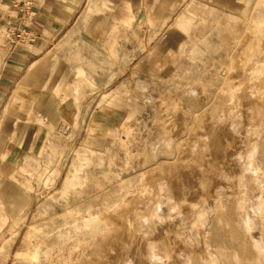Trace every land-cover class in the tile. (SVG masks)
<instances>
[{
    "label": "rangeland",
    "instance_id": "374dc122",
    "mask_svg": "<svg viewBox=\"0 0 264 264\" xmlns=\"http://www.w3.org/2000/svg\"><path fill=\"white\" fill-rule=\"evenodd\" d=\"M78 13L66 116L0 114V264H264V0Z\"/></svg>",
    "mask_w": 264,
    "mask_h": 264
},
{
    "label": "crops",
    "instance_id": "0c3cea01",
    "mask_svg": "<svg viewBox=\"0 0 264 264\" xmlns=\"http://www.w3.org/2000/svg\"><path fill=\"white\" fill-rule=\"evenodd\" d=\"M82 1L36 0L34 16L26 24L33 41L25 45L15 38L14 44L8 41L6 35L18 21L10 0H0V114L14 110L23 121L28 118L48 125L66 116L68 105L74 103L72 84L77 76L62 58L69 52L62 41L76 24ZM187 21L184 17L179 23ZM9 127L5 123L3 130ZM21 127L29 131L38 125L22 123Z\"/></svg>",
    "mask_w": 264,
    "mask_h": 264
},
{
    "label": "built area",
    "instance_id": "2783aa9c",
    "mask_svg": "<svg viewBox=\"0 0 264 264\" xmlns=\"http://www.w3.org/2000/svg\"><path fill=\"white\" fill-rule=\"evenodd\" d=\"M35 3L36 0H10V7L14 10L18 21L16 26L6 35L11 44H14V38L25 45L33 41V36L26 24L34 16Z\"/></svg>",
    "mask_w": 264,
    "mask_h": 264
},
{
    "label": "bare ground",
    "instance_id": "6f19581e",
    "mask_svg": "<svg viewBox=\"0 0 264 264\" xmlns=\"http://www.w3.org/2000/svg\"><path fill=\"white\" fill-rule=\"evenodd\" d=\"M4 126H5V124L3 125V128H4ZM257 196V195H256ZM257 200V199H256ZM263 200V199H262ZM258 203V202H257ZM259 204V203H258ZM263 210V209H262ZM261 243V242H260ZM262 245V244H261ZM263 247V246H262ZM262 247L261 246H258L257 248H258V250H259V253H261V254H263V250H262ZM235 258V257H234ZM237 260H235V262H236ZM238 262V261H237ZM236 264H238V263H236Z\"/></svg>",
    "mask_w": 264,
    "mask_h": 264
}]
</instances>
